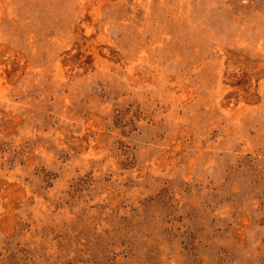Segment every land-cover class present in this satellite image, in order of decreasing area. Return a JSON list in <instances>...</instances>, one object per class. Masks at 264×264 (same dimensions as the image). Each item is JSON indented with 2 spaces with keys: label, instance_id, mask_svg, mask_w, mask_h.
<instances>
[{
  "label": "rangeland",
  "instance_id": "1",
  "mask_svg": "<svg viewBox=\"0 0 264 264\" xmlns=\"http://www.w3.org/2000/svg\"><path fill=\"white\" fill-rule=\"evenodd\" d=\"M0 264H264V0H0Z\"/></svg>",
  "mask_w": 264,
  "mask_h": 264
}]
</instances>
